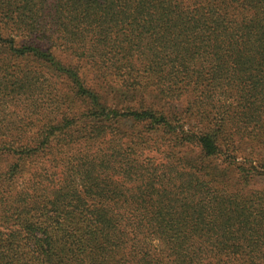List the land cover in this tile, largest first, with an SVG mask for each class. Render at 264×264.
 I'll use <instances>...</instances> for the list:
<instances>
[{
	"label": "trees",
	"instance_id": "16d2710c",
	"mask_svg": "<svg viewBox=\"0 0 264 264\" xmlns=\"http://www.w3.org/2000/svg\"><path fill=\"white\" fill-rule=\"evenodd\" d=\"M259 182L264 0H0V264H264Z\"/></svg>",
	"mask_w": 264,
	"mask_h": 264
},
{
	"label": "rangeland",
	"instance_id": "374dc122",
	"mask_svg": "<svg viewBox=\"0 0 264 264\" xmlns=\"http://www.w3.org/2000/svg\"><path fill=\"white\" fill-rule=\"evenodd\" d=\"M55 54L58 56L59 59H61L62 61L64 62H72V61H75V58L73 57V55L68 52V51H64V50H61V49H56L55 50ZM242 158V157H241ZM239 158V159H241ZM255 186V184H254ZM255 187H264V182H259L257 183V185Z\"/></svg>",
	"mask_w": 264,
	"mask_h": 264
}]
</instances>
